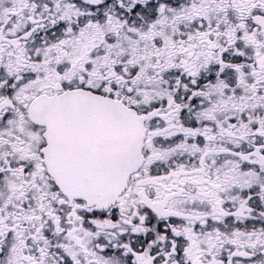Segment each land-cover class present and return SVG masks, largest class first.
I'll list each match as a JSON object with an SVG mask.
<instances>
[{"label":"snow or ice","instance_id":"1","mask_svg":"<svg viewBox=\"0 0 264 264\" xmlns=\"http://www.w3.org/2000/svg\"><path fill=\"white\" fill-rule=\"evenodd\" d=\"M0 264H264V0H0Z\"/></svg>","mask_w":264,"mask_h":264}]
</instances>
